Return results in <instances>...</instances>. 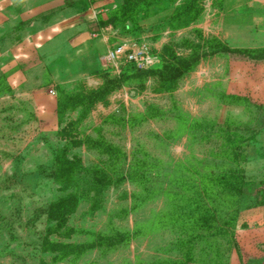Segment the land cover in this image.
Instances as JSON below:
<instances>
[{
  "label": "rangeland",
  "instance_id": "374dc122",
  "mask_svg": "<svg viewBox=\"0 0 264 264\" xmlns=\"http://www.w3.org/2000/svg\"><path fill=\"white\" fill-rule=\"evenodd\" d=\"M0 264H264V0H0Z\"/></svg>",
  "mask_w": 264,
  "mask_h": 264
},
{
  "label": "built area",
  "instance_id": "2783aa9c",
  "mask_svg": "<svg viewBox=\"0 0 264 264\" xmlns=\"http://www.w3.org/2000/svg\"><path fill=\"white\" fill-rule=\"evenodd\" d=\"M107 59L112 62L125 61L132 63L138 69H147L155 64V58L144 45L135 48L125 47L118 44L108 48Z\"/></svg>",
  "mask_w": 264,
  "mask_h": 264
},
{
  "label": "trees",
  "instance_id": "16d2710c",
  "mask_svg": "<svg viewBox=\"0 0 264 264\" xmlns=\"http://www.w3.org/2000/svg\"><path fill=\"white\" fill-rule=\"evenodd\" d=\"M129 64H131L132 68H134V70L136 71H146L150 69H138L132 63ZM76 202L77 200L74 197L70 196L64 199L62 202L51 206L48 211L50 219L58 220L61 218V216L65 217V215L72 213L75 210Z\"/></svg>",
  "mask_w": 264,
  "mask_h": 264
},
{
  "label": "crops",
  "instance_id": "0c3cea01",
  "mask_svg": "<svg viewBox=\"0 0 264 264\" xmlns=\"http://www.w3.org/2000/svg\"><path fill=\"white\" fill-rule=\"evenodd\" d=\"M118 44H120V43L113 44L112 46L108 45L107 49H108V48H111V47H114V46H116V45H118Z\"/></svg>",
  "mask_w": 264,
  "mask_h": 264
}]
</instances>
